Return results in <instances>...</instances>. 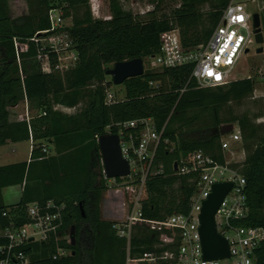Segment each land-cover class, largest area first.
I'll use <instances>...</instances> for the list:
<instances>
[{
    "label": "trees",
    "instance_id": "trees-1",
    "mask_svg": "<svg viewBox=\"0 0 264 264\" xmlns=\"http://www.w3.org/2000/svg\"><path fill=\"white\" fill-rule=\"evenodd\" d=\"M9 1L0 0V147L28 140L35 145L29 162L0 167V232L30 223L29 205L52 201L64 207L58 239L51 236L22 248L27 264H126L128 258L176 251L175 231L135 223L127 240L117 235L118 223L100 218L101 195L108 187L96 137L107 133L136 136L137 129L118 125L140 119H151L160 134L154 167L161 168V173L148 176L145 182L142 210L146 220L162 222L173 215H188L197 176L179 175L175 163L202 151L223 165L220 128L237 124L245 158L230 167L246 180L249 216L235 225L264 229V128L255 123L258 115L237 116L231 110L253 97L252 79L201 88L189 80V66L145 70L123 83V99L114 96L113 102L105 103L108 66L134 59L144 63L159 52L160 35L172 29L179 31L184 49L205 45L230 0H179L169 14L161 16L158 7L133 15L123 11L118 0H109V20L93 19L87 0H26L28 14L11 19ZM204 6L209 8L205 14L201 12ZM51 8H59L71 20L68 32L78 54L76 65L63 73H43L30 41L49 28ZM15 42L27 45V51L17 55ZM23 100L37 114L28 121H10V110ZM56 106L75 111L65 114ZM49 145L53 155L46 148ZM12 186H23L22 195L17 204L6 206L2 190ZM71 227L74 244L68 242ZM161 237L173 243L163 245ZM5 244L0 238V247ZM58 249L69 255L54 260ZM255 264H264V242L256 251Z\"/></svg>",
    "mask_w": 264,
    "mask_h": 264
},
{
    "label": "built area",
    "instance_id": "built-area-1",
    "mask_svg": "<svg viewBox=\"0 0 264 264\" xmlns=\"http://www.w3.org/2000/svg\"><path fill=\"white\" fill-rule=\"evenodd\" d=\"M87 3L93 19H110L102 14V0H87ZM249 3H256V0H230L210 39L197 49H184L177 29L161 34L159 52L149 58L150 70L189 66V80H194L201 88L223 86L235 80L232 76L240 57L256 44L253 28L255 13L248 10ZM47 20L49 28L38 32L30 41L35 45L36 60L43 73L52 70L63 73L72 69L78 61V54L73 48V41L68 32L70 26L66 24L67 19L59 8H51ZM15 49L18 55L27 51V45L15 42ZM263 77L264 70L261 79ZM113 100L114 94L110 90L107 91L105 103L109 104ZM26 111V118H20V121L29 120L28 109ZM118 127L137 129L138 132L136 136L129 133L118 134L122 156L128 161L130 168L129 177L124 178L128 182L116 183L115 180L105 179L109 189L121 188L128 198L127 203L122 205L126 207L125 221L115 226L117 235L129 240L134 224L146 223L175 231L179 238L175 252L147 255L138 260L128 258L126 264H255L256 251L264 242V229L235 225V222L246 220L249 216L246 180L230 167V164L236 161L225 158V163L220 165L202 151L181 157L175 163L176 172L179 175L197 176V192L191 198L188 215H173L162 222L148 221L142 210L145 182L148 176L161 173V168L154 167L160 134L151 119L131 121ZM229 138L232 142L242 143L239 128L230 133ZM96 139L98 140V137ZM221 143L225 151L226 145L222 141ZM229 153L234 156L232 151L229 150ZM224 182H230L232 186L220 204L214 221L217 233L228 242L230 257L208 261L203 259L199 234L200 210L211 192L212 185ZM63 210L62 205H56L52 201L42 205H29L26 212L30 223L0 232V238L6 241V244L0 247V264H27L29 259L22 248L31 243L45 242L51 236L58 239L57 235L63 223ZM68 255L69 251L58 249L53 259Z\"/></svg>",
    "mask_w": 264,
    "mask_h": 264
},
{
    "label": "rangeland",
    "instance_id": "rangeland-1",
    "mask_svg": "<svg viewBox=\"0 0 264 264\" xmlns=\"http://www.w3.org/2000/svg\"><path fill=\"white\" fill-rule=\"evenodd\" d=\"M120 8L125 12H130L133 15H142L149 11H153L156 7H158V16L162 14H169L170 11L180 4L179 0H118ZM9 7V16L11 19H17L19 17H25L28 14L26 0H19L16 2L11 0L8 3ZM209 10L208 6H204L201 8V12L205 14ZM248 10L251 13H255L259 15L260 18V27L261 32L263 34L264 39V0H256V3H249ZM257 12V13H256ZM102 14L104 17L111 18V12L109 9V0H102ZM105 20V19H101ZM71 20L67 19L66 24L71 26ZM262 47L263 52L260 54H256V49ZM144 71L150 70L149 67V58L145 59L144 63ZM112 65L108 66L110 69ZM264 70V42L261 46L254 44L250 49L249 53L240 57L238 61V65L233 72L232 78L236 79H244L250 77L255 82V91L253 97L248 99L240 104L231 106V110L237 116L241 115H249L254 117L258 115V119L255 120L256 124L262 125L264 128V77L261 79V73ZM105 81L110 83L109 90L115 96V99H123L124 98V89L122 85L114 86L111 82V78L109 76L105 77ZM28 109V117L30 119L31 115H35L34 111H30L29 107H27L26 103H19L16 107L10 110V118L19 120L20 118H26V113ZM233 127L232 130L229 127ZM224 125L220 128L222 132H224V136L221 141L226 145L224 154L226 159H234V161H243L245 158V154L243 153L242 143L240 142H232L229 138L230 133L235 130H238L237 124L232 125ZM23 149L13 155L12 162L17 160H23L28 152V146L22 145ZM229 150L233 152L234 156H231ZM2 160L0 159V163ZM239 163V162H238ZM103 169V168H102ZM105 179V178H104ZM146 194L144 193V199L146 198ZM8 199H6L7 201ZM127 196L124 194V191L120 188L118 189H107L101 195L100 201V218L103 221L115 222L118 224H123L126 217V207L122 205L127 203ZM11 202V201H9ZM123 208H122V207ZM128 213V212H127ZM162 238V239H161ZM161 243L163 245H171L173 243V239H168L161 237ZM69 239V236H68ZM138 264H148V263H138Z\"/></svg>",
    "mask_w": 264,
    "mask_h": 264
},
{
    "label": "water",
    "instance_id": "water-1",
    "mask_svg": "<svg viewBox=\"0 0 264 264\" xmlns=\"http://www.w3.org/2000/svg\"><path fill=\"white\" fill-rule=\"evenodd\" d=\"M253 28L255 43L261 46L264 39L258 14L253 15ZM262 52V47L256 49V54ZM248 53L249 51H246V54ZM143 74L144 65L141 59L115 63L106 71V76L111 78L114 86L123 85L127 79L139 77ZM229 128L232 129V127ZM221 133L225 134L224 132ZM97 141L105 179L115 180L129 177L130 168L128 161L122 156L119 136L107 133L98 137ZM231 186L230 182L215 183L212 185L207 199L202 204L199 215V234L204 260H224L230 257L228 242L223 236L217 233L214 217L220 204L230 191ZM73 234L74 227H71L69 240L72 244H74Z\"/></svg>",
    "mask_w": 264,
    "mask_h": 264
},
{
    "label": "crops",
    "instance_id": "crops-1",
    "mask_svg": "<svg viewBox=\"0 0 264 264\" xmlns=\"http://www.w3.org/2000/svg\"><path fill=\"white\" fill-rule=\"evenodd\" d=\"M14 1L19 2V0H14ZM20 103H26L27 107H29L28 102L26 100H23ZM55 110L61 111L65 114H72L75 111L72 108H65L62 106H56ZM31 111H33V110H31ZM34 112L36 115L37 112L36 111H34ZM35 115H31V116H35ZM10 121H17V120L10 118ZM23 144L24 145L27 144V146H28L27 155L25 156V158L23 160H17V161L12 162L13 155H15L17 152H19L20 150L23 149L21 147ZM34 145H35V143L32 140L19 142V143L7 142L5 145L0 147V159L2 160V162L0 163V167L8 166V165L16 164V163H21V162H29L30 154H31V151H32V148ZM46 148L49 151V153L51 155H53L52 146L49 145ZM243 152H244V150H243ZM238 162H242V161L240 160ZM238 162H236V163H238ZM22 191H23V186H12V187L4 188L2 190V198H3L4 204L6 206H11V205L17 204L21 198ZM6 199H8V200L6 201ZM9 201H11V202H9Z\"/></svg>",
    "mask_w": 264,
    "mask_h": 264
}]
</instances>
